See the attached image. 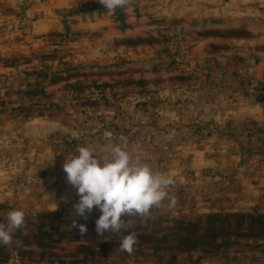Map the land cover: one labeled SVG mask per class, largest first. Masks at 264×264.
I'll return each mask as SVG.
<instances>
[{
  "label": "crops",
  "instance_id": "1",
  "mask_svg": "<svg viewBox=\"0 0 264 264\" xmlns=\"http://www.w3.org/2000/svg\"><path fill=\"white\" fill-rule=\"evenodd\" d=\"M6 1L14 5L18 0ZM68 1L47 0L35 11L28 9L22 27L2 13L0 57L45 49L47 35L62 27L59 10L69 8ZM168 2L152 1L138 25L127 12L130 27L125 29L111 17L113 12L69 25L71 32L90 35L65 46L69 54L62 61L70 66L96 65L98 70L80 80L105 84L99 92L84 88L69 96L61 80L29 98L22 93L8 96L14 102L10 106H25L29 117L7 120L0 115V206L8 204L6 212L20 209L34 215L79 202L63 170L76 148L62 157L60 145L50 142L55 138L82 142L97 154H103L101 149L108 144L119 146L154 172L171 177L173 183L160 204L168 215L182 214L189 205L191 216L264 206V82L245 90L230 67L223 72L214 67H224L234 51L264 54V0H231L234 7L228 15L235 18L223 26L206 23L203 28L218 34L205 37L198 35L202 27L186 25L185 10L171 9ZM246 2L252 3L245 7ZM36 11L40 14L35 19ZM195 12L199 17L204 14L198 8ZM22 32L32 40L17 39ZM143 36H152L151 43L125 44ZM13 73L9 67L0 68L2 79H13ZM34 80L27 75L20 88H30L27 83ZM136 81L143 85L134 86ZM105 132L110 136L105 138ZM245 145L252 147L250 155L245 154ZM6 154L20 164L11 172L5 167ZM16 172L18 178L9 183Z\"/></svg>",
  "mask_w": 264,
  "mask_h": 264
},
{
  "label": "rangeland",
  "instance_id": "2",
  "mask_svg": "<svg viewBox=\"0 0 264 264\" xmlns=\"http://www.w3.org/2000/svg\"><path fill=\"white\" fill-rule=\"evenodd\" d=\"M46 1L47 0H18L14 5H9L10 2L0 0V15L2 13H4L3 15H11L14 18L11 21H15L22 27L25 24L24 13L28 9L33 8L35 11ZM152 1L155 0H128V3L124 7L116 8L111 17L115 22L119 23L121 29H125L126 27H130L126 25V18L127 12H131L132 16L134 15L136 17V22L133 23V25H138V18L144 16V11L153 6L151 5ZM167 1H169V5H172L171 9L185 10L184 15L188 16L186 17L187 20H185L188 27H202L200 33H198V35L202 37L208 36L209 34H218L216 29L211 30L210 28H203L206 23L211 22L212 24L223 26L227 19L230 20V17H233L231 15L229 17L228 15V9L231 10L232 7H234L229 5L231 4V0H182L181 4L178 5L177 2L179 0ZM250 3L252 2H246L245 7L249 6ZM68 7L67 9L59 10L62 27L59 31L54 30L47 35L48 45L45 49L29 52L28 54H18V52H16L17 54H12L9 58L6 56L0 57V68L6 66L16 71V73L11 75L13 79L11 77L9 81L7 79H2L4 75L0 74V85L3 87L4 92V96H0V115L5 114L7 120L29 117V111L25 106H10L12 103L14 104L12 99L8 97L11 94L15 95L22 93V95L29 98L40 91L42 93L44 88L59 83L61 80H65L62 81L65 82L62 84V89L65 94L69 96L82 92L84 88H87L89 92L95 93L99 92L100 88L103 89L107 87L105 84H99L96 81L82 82L80 80L81 76L87 75L93 70H98L96 65L81 64L70 66L67 61H62V59L69 54L67 48L64 49L65 46L70 44L73 45L74 41H78L90 35L89 33L81 31L71 32L69 31V25L76 21H86V19L93 21L102 16H107L110 13L99 3V0H69ZM197 8L204 13L201 17L198 16L199 14L195 15V10H197ZM35 13L36 15L34 18L40 14L37 13V11ZM214 13H217V15ZM34 18L30 20V24H27L28 26L31 25ZM175 23L176 20L174 19L170 21L171 26L175 25ZM253 29H256V27ZM97 34L98 33H95L93 35ZM27 35L28 32H22L17 36V39L23 40L26 36L25 41L29 42L32 38ZM219 35L223 36L224 34L219 33ZM160 37L161 36H159V38ZM171 38L170 36L169 39L172 40ZM152 39V36H143L142 38L126 40L125 44H150ZM185 40L186 42H192L191 39ZM262 41L264 42V36ZM187 46L191 47V44L187 43ZM217 50L220 52L219 50L221 49L217 48ZM210 52L213 53L215 50H211ZM210 63L211 62H209V64ZM209 64L205 67L207 71L210 70V67H208ZM255 65L261 66L263 69L264 79V54L261 56L247 49H245V51H234L230 62L224 67L219 64H216L214 67L222 72L225 67H230L232 74L239 76L240 86L244 87L246 90V88L251 85H261L264 82L263 79L260 80L256 76L253 69ZM26 69L28 71H25ZM19 73L26 75L22 77L18 75ZM27 75L35 76L34 81L27 83L32 86L30 88H20L21 85L19 84L21 81L26 80ZM14 84L19 88L15 90L11 89V86ZM142 85L141 82L136 81L134 86L141 87ZM123 86V84L120 85L121 88H123ZM4 89L6 90L4 91ZM258 89L261 90L262 87ZM54 105L56 106V104ZM55 139H51L50 142L57 146L60 145L59 149H61V154H63L62 157L71 154V151H69L70 148H76L77 150L79 146H83L82 142H58V140ZM251 150L252 147L245 145L246 155H250ZM77 154V151L73 152V155ZM6 155L7 158L5 160L7 161L5 167H10L8 169L11 172L12 166L15 167L20 164L12 162L11 159H8V154ZM69 157H71V155ZM161 162L162 160H159V163ZM14 176L15 179H13ZM18 176L19 173L16 172L11 177L9 183L15 181ZM179 193L181 195L183 191ZM76 203L77 202L68 204L57 211H45L34 215L24 212V224L21 228L14 231L11 243L9 245L0 244V246L7 249L6 252L9 255L8 259L5 262L0 261V264H209L210 262L215 264H229L228 261L231 262L230 264H264V233H248L236 230L223 232L220 228L219 230H213V233L209 235L205 233L203 229L195 234L179 230L177 222L194 223L199 217H205L210 214L200 213L196 214V216H191L192 205L185 207L182 214L177 215H168L164 206L159 205L151 208L149 214L145 217H122L126 222L131 221V231L126 235L129 233L136 234V246L133 247L132 252L129 254L121 250H114L108 254H103L97 246L104 243H120L122 238L126 235H123L120 231L113 232L109 230L105 232L103 236H98L95 230V222L101 215V211L94 206L91 213H86L87 219H85L75 214L74 205ZM8 207V204L0 206V221L6 220V209ZM246 212H250L253 215L264 214V206H257L243 212L224 211L213 212V214H243ZM46 213H49L50 216L46 220H41L40 215ZM75 220L77 226L72 227V222ZM80 224L87 225V232L84 233L83 236L79 231ZM217 224V226H220L221 222ZM39 225H43V229L47 233L53 235V242H50V245H48L50 246L49 249L37 248L33 243L32 236H35L38 232L37 227ZM136 227H140L141 229L137 231L135 229ZM243 228L245 229V226ZM145 235L149 236L151 240H160L161 237L164 236L180 237L181 240L178 243L173 242L170 244L171 248H173L172 252L157 253L149 249L151 241L142 239ZM178 244H190L194 245L195 248L188 249L187 247H178ZM82 247L88 248L90 253H92L86 256L80 250ZM243 256L245 260L242 259ZM257 258H259V261H257Z\"/></svg>",
  "mask_w": 264,
  "mask_h": 264
},
{
  "label": "clouds",
  "instance_id": "3",
  "mask_svg": "<svg viewBox=\"0 0 264 264\" xmlns=\"http://www.w3.org/2000/svg\"><path fill=\"white\" fill-rule=\"evenodd\" d=\"M99 3L112 13L124 7L128 0H99ZM104 136L107 138L110 133L105 132ZM76 151L77 155L66 156L63 170L79 196V202L74 205L75 214L87 219L86 213H91L94 206L101 211L95 222L98 236L129 227L131 221L126 222L122 217L147 216L151 208L159 206L166 198L165 189L173 183L171 177L154 172L148 164L141 163L139 157L134 159L119 146L108 144L101 149L103 154L86 146H79ZM24 220L23 210L7 212L6 220L0 221V244L9 245L12 234L21 228ZM76 226L75 220L72 227ZM79 231L83 236L87 225L80 224ZM136 243V234L129 233L122 238L119 247L130 253Z\"/></svg>",
  "mask_w": 264,
  "mask_h": 264
},
{
  "label": "trees",
  "instance_id": "4",
  "mask_svg": "<svg viewBox=\"0 0 264 264\" xmlns=\"http://www.w3.org/2000/svg\"><path fill=\"white\" fill-rule=\"evenodd\" d=\"M49 216H50L49 213L41 214L40 218L41 220H46ZM218 222H221L220 226H217ZM177 226L179 227V230H184L185 232L193 233V234L203 229L205 233L210 235L211 233H213V230H219L220 228L223 232L236 230V231H245L248 233H264V214L253 215L250 212H246L243 214H218V213L213 214L212 213L206 215L205 217H199L197 221L194 223H184L182 221L177 222ZM244 226L245 229L243 228ZM135 229L139 231L141 228L136 227ZM37 231L38 232L36 233V235L32 236L33 243L36 245L37 248L49 249L50 246L48 245H50V242H53V235L51 233H47L43 229V225H39L37 227ZM130 231H131L130 226L127 227L126 229L121 228L120 230V232H122L123 235H126ZM145 236L142 237L143 240L148 239L147 241H151L149 249L157 253L172 252L173 248H171L170 244L173 242L178 243L181 240L180 237H171V236L161 237L160 240L157 239L151 240L149 236L146 237ZM119 245H120L119 242L114 244L104 243L97 247L100 248L103 254H108L114 250H121ZM135 246L136 245H134V247ZM177 246L185 247V248L187 247L188 249L195 248L194 245H190V244H178ZM6 250L7 249L5 247L0 246L1 262H5L9 257ZM80 250L86 256L92 253V252L90 253V250L85 247L80 248ZM123 252L129 254V252L127 251H123Z\"/></svg>",
  "mask_w": 264,
  "mask_h": 264
},
{
  "label": "water",
  "instance_id": "5",
  "mask_svg": "<svg viewBox=\"0 0 264 264\" xmlns=\"http://www.w3.org/2000/svg\"><path fill=\"white\" fill-rule=\"evenodd\" d=\"M254 72L256 74V76L261 80L263 79V69L261 68V66L255 65L254 66ZM16 176V175H15ZM15 176L13 179H15Z\"/></svg>",
  "mask_w": 264,
  "mask_h": 264
}]
</instances>
